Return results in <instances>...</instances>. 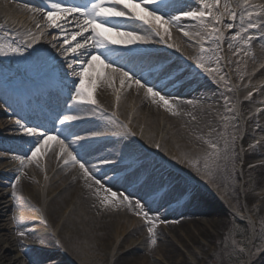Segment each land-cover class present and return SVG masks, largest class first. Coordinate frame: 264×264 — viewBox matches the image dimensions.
<instances>
[{
    "label": "bare ground",
    "instance_id": "obj_1",
    "mask_svg": "<svg viewBox=\"0 0 264 264\" xmlns=\"http://www.w3.org/2000/svg\"><path fill=\"white\" fill-rule=\"evenodd\" d=\"M229 1L232 3V7H236L239 3V0ZM258 1L251 0V3L264 5V0H260L261 2L257 4ZM198 3L199 0H185V7L195 9ZM37 5L39 4L32 0H0V24H3L5 28L22 33L28 29L36 31V21L27 7ZM251 10L254 13L253 19H257L255 13L259 11V8H252ZM186 28L192 31L196 30L193 23H187ZM50 30L57 32L55 29H49L48 32ZM233 30L236 31V29ZM171 32L172 36L169 43L180 45V51L168 47H159V44H150L145 47L151 52L149 57L151 62H158L164 66L171 63V66L179 69L176 74L183 72L180 76V83L183 82L184 85L180 91H173L170 87L171 83L161 91L162 95L166 94L168 97L175 98L173 111L177 114L170 113L162 103L157 102L158 98L154 99L147 95L145 89H137L134 83L131 87H128L127 84L122 87L119 77H116L111 85L97 82L99 89L96 87L94 94L100 106L114 112V116H119L128 127H122L114 118L109 119L110 116L106 115L103 117L91 116L85 123H81V127L77 131L80 135L88 138L86 140L88 145L86 159L96 162L98 158L110 156L117 150L135 151L139 155H146L151 161V173L157 186L162 184L166 178H170L178 188H184L189 182L190 178L185 169L189 168V162L192 160L196 165L190 170L199 177L201 183L198 185L216 187L220 181L219 177L222 178L224 175L232 177L234 174L228 175L227 171L230 172V170L227 169V165L219 163L216 164L217 167L215 165L214 169L216 170L217 181L213 178H204L200 172L201 166H204L205 162H200L203 158H193L192 154L196 150L200 151V156H205L208 152L211 155L212 148L210 146L212 143L223 145L224 140L221 139V134L231 133L233 130L231 124L235 121L225 122L222 120V116L236 115L239 122L237 133H242L237 145L244 151L240 152L238 157L228 160H232L234 164L238 162H245L246 164H244L243 170H237L238 167L235 168L234 165L231 171L236 173V177L241 175L247 182L246 174L249 172L248 167L251 166L249 164L254 159H261L262 167L260 170L261 174L264 175V139H260L264 136V106L250 107L248 103L240 102L241 98H244V94H239L236 91L228 93L225 90L227 87L232 88L234 82L240 80L238 76L244 71L242 66L253 57L260 59L261 63L264 64V40L252 42L251 47L247 49L246 59L243 58V54L241 55L242 58H237L232 56L231 49H228L227 43L230 35L225 34L223 54L233 61L227 69L229 76H226L225 79L229 83L225 85L223 82L216 83L208 76L203 79V74L197 73L193 66L188 68L182 57L193 62L188 57L197 56L199 47L194 40L184 37L183 33L178 32L175 28H172ZM52 37L46 33L41 43L35 47L55 52L56 49L52 48V43H57V41L53 40ZM14 62L15 65L18 64V71L22 75L26 72L36 79L38 73L30 64H25L22 61H9L8 59L0 61V64H8L13 68ZM12 74L11 71L8 73L0 72V78H9ZM263 75L264 69L257 77ZM149 79L153 83L156 82L152 77ZM187 79L190 80L189 83L186 82ZM251 80L247 79L243 84L246 85ZM57 82L53 77L48 86L55 85ZM217 87L225 89L218 90ZM0 88H2L1 84ZM9 94V92L0 91V96L7 97ZM223 95H232L235 98L230 96L232 106L235 109L234 113L225 112ZM117 96L120 97L119 100H117ZM1 99L0 97V101ZM189 100H192L193 103L189 104L187 102ZM59 101L62 105L63 99L61 97ZM260 101H264V92L256 97L253 102L264 103ZM258 108L261 111L257 112ZM225 123L228 124L227 129H225ZM5 127L0 123V130ZM127 129L135 135L128 134ZM96 131L105 134L93 137L92 133ZM254 136L259 137L261 147L250 149L249 145L255 144L257 141L253 140ZM134 141H138L143 146H138ZM221 157L222 154L219 155L221 162L226 160ZM56 161V156L51 152L47 172L44 173L45 176L41 173V161L39 165L32 162L25 166L23 168L24 174L20 176V182L15 189H10L4 183H0V264H24L22 259L25 260V264H47L49 258H52L54 264H96L91 261L90 255L93 252L99 253L101 250L104 253H99V257H103L99 263L103 262L102 264H191L197 262L205 264V258H214L217 249L214 243L215 237H211L209 240L206 238L204 243L201 242L203 245L208 243V257L205 254L206 246L201 251L197 248L200 253L196 254L191 252L194 251V245L189 246L185 251H178L179 253L173 248L176 247V242L181 238L185 239L191 235L202 234L203 226L210 227L213 231H215L213 227L216 226L215 229L218 234L220 231H224L225 224L222 220L224 217L218 209L220 208L218 203L222 207L223 205L227 207L228 204L223 203L219 199L220 196L216 197L214 193L205 192L203 188H200L203 194H200L195 200L194 211L187 210L188 206H184V209L176 212H164L162 205L166 202L162 200L157 201V205H152V211H150L152 214H148L149 217L161 218L163 222L166 219L176 221L178 212L185 214L186 217L193 215H195L193 217H201L203 213L206 216L210 215V217L213 215L211 219L213 222L210 220L207 225L200 220L185 223L178 228L179 230L172 228L168 238L161 228L155 227L157 243L152 245V252L146 238L140 235L139 222L129 217L137 214L135 203L129 207L127 201L123 199L127 196L133 201L137 195L143 198L144 191L138 189L137 192H131L127 187L128 184L122 180L113 179L112 165L94 172L95 178L100 180V185H97L85 179L78 165L76 167L65 166L60 172L57 166H54ZM16 163L19 162L16 161ZM60 164L63 162L61 161ZM2 169L0 168L1 172L4 170ZM232 185L235 184L227 183L226 186ZM257 186L261 188L263 197L259 196L256 199L260 200L262 197L264 203V180L258 182ZM220 188L223 187L218 189ZM105 189L116 191L118 193L117 198L105 203L104 198L110 196V192L105 191ZM13 192H15L14 198L10 195ZM222 192L228 194L229 190L222 189ZM173 195L175 196V194ZM253 199L252 194H247L241 201H232L231 203L234 204L230 208L234 212L242 207L248 218L251 215L250 212H254L251 205ZM247 206H251V209H247ZM116 208L123 211L128 210L129 216L126 214L111 215ZM227 209L229 210L228 207ZM223 210L221 208V212ZM226 210H224L225 213ZM230 213L232 214V212ZM14 216L17 218L16 220L13 219ZM248 221L251 220L248 219ZM17 231H25L26 236L19 237L16 234ZM135 235H139L137 240H133ZM196 236L199 238L198 235ZM21 243L25 246L24 250H21ZM140 252L147 253L148 256H143L139 254ZM178 258L181 259L178 261ZM248 264H264V256L257 260L252 258Z\"/></svg>",
    "mask_w": 264,
    "mask_h": 264
},
{
    "label": "snow or ice",
    "instance_id": "obj_2",
    "mask_svg": "<svg viewBox=\"0 0 264 264\" xmlns=\"http://www.w3.org/2000/svg\"><path fill=\"white\" fill-rule=\"evenodd\" d=\"M252 8H259L255 13L257 19H253ZM27 10L36 21V31L28 29L22 33L0 24V58L30 64L38 70L39 75V79H34L26 72L23 75L18 73L10 81L13 91L33 115L31 122L23 117L14 121L21 136L29 138V146L24 154L15 157L19 160L20 169L10 186L15 189L20 176L24 174L23 168L32 162L39 165L41 158L50 151L58 160H62L64 166L78 165L85 179L97 185H100V180L95 178L94 172L104 166L115 165L113 179L144 191V203L137 200L135 207L137 214H142L148 221L151 244L155 245L157 220L149 217L145 204L150 200L155 202L164 185L155 184L148 157L121 149L110 156L98 158L96 162L86 159L88 138L80 135L77 129L90 116L103 117L106 114L94 94L97 82L111 85L119 77L122 87L126 84L131 87L134 83L137 89H145L147 95L158 98V103L176 115L173 111L175 98L162 95L161 91L169 83L175 87L181 80L176 75L179 69L151 62V52L145 46L164 44L180 51V45L169 43L171 29L175 28L184 37L194 40L199 47L197 56L188 57L193 60L194 67L216 83L227 85L229 81L225 77L229 73L225 69L233 61L223 55L225 30L236 29L227 43L232 56L242 58L241 54L247 55L253 41L264 40V5L239 0L237 6L232 7L229 0H199L198 6L193 9L185 7V0H41L39 5L28 6ZM187 23H193L196 30H188ZM49 29L57 30V35L52 37L57 41L52 43L55 52L35 47ZM54 76L67 89L62 105L59 97L54 98L51 89L46 87V82ZM149 77L156 82L153 83ZM226 90L233 92L231 87ZM252 95L249 91L244 99L250 100ZM119 98L117 96V100ZM222 98L225 112L234 113L231 97L223 95ZM187 102L193 103L192 100ZM259 111L261 109L258 108ZM222 120L235 121L231 124L233 131L222 133L223 145L212 143L211 148L215 154H222L221 158L234 159L244 151L237 145L242 135L236 131L239 122L236 115H224ZM227 127L225 123V129ZM104 134L96 131L92 136ZM258 144H261L260 140L250 144L249 148L255 149ZM105 191L110 192V196L104 198L105 203L118 196L111 189ZM10 195L14 197L15 192ZM123 199L127 201V206L133 205L127 196ZM13 219L17 218L14 216ZM16 234L21 238L26 236L25 231H17ZM24 249L21 243V250ZM47 264H54L52 258L48 259Z\"/></svg>",
    "mask_w": 264,
    "mask_h": 264
},
{
    "label": "rangeland",
    "instance_id": "obj_3",
    "mask_svg": "<svg viewBox=\"0 0 264 264\" xmlns=\"http://www.w3.org/2000/svg\"><path fill=\"white\" fill-rule=\"evenodd\" d=\"M253 61H254V59L249 61L250 66H252V64H250V62L253 63ZM253 64H255V63H253ZM255 66L258 67L259 65H255ZM247 68H248V66H247ZM251 74H252L251 69L249 70V68H248L247 74H245L244 77L245 78L251 77ZM240 77L241 76H238V78H240ZM263 80H264V75L260 76L259 80H258V77L253 78L251 80V83L253 84V86H251L247 90L251 89L254 86H259L260 84H262ZM237 84L240 85L239 83H237ZM217 89L221 90V89H225V88L217 87ZM247 90L240 88V89H238V92L240 94H242V93L247 94ZM239 117L241 118V116H239ZM236 131H237V129H236ZM219 146H222V144H219ZM192 155H193V158H196V157L203 158L202 160H200V162H202V161L205 162V165L201 166L203 169L201 171V173L203 175H205V177H207L208 179L213 178V180H214L217 178V176L215 174L216 170H214V169H215V165L216 164L218 165L219 163L224 164L225 166L227 165V169L230 170V172L227 171L228 175L234 174V176L232 175V177L227 176V175H224L222 178L219 177L220 181L218 182V186H216V187H213V186L204 187L203 186V189H205L207 192L212 193V194L214 193V194H216L215 196H220L219 199L223 203L228 204L227 207L229 208L230 212H232V214L229 212V210L227 209L226 206L223 205V207H222L218 203V205H219L218 207H220L218 209H219L221 215H223V217H224V218H222V220H224V224H225V226L223 227L224 231H220V233L218 234L216 229H215L216 226L213 227L215 231H213L210 227L206 228L203 226L204 231L202 232V234H200L201 236L199 234H196V235H198L199 238H197L196 235H193V236L191 235L185 239L181 238L176 242V247L174 246L173 249L176 252H178L180 250L185 251L187 248H189V246L194 245L195 246L194 251H191V252L196 254V253H200L202 248H205V246H206V248H205L206 252L205 251L204 252L207 256L208 251H209V248H207L208 243L206 242L203 245L201 242L204 243V239H206V238H207L206 240H209L211 237H215L216 239H214V243L216 244L217 249H216L214 258H210L211 260L208 258H205V260H206L205 264H248L251 262V258H253V260H256L257 258L264 256V240L261 238L264 235V203L262 201L263 195H261V191H260L261 188H259L257 186L258 182H262V180H264V175L261 174V170L259 169L258 173L256 171L249 172L251 175H250V178L248 180V184L246 185L244 183L243 188H242L243 194L241 195L240 194V192H241L240 191V179H241V177H236V173L231 171V168L235 165L232 160L230 161V160L226 159V160L221 162L219 160V155L215 154L213 149H212L211 155H210V152H208L207 155L200 156V151L197 152L196 150L193 152ZM192 155H190V156H192ZM190 162H189V165H190L189 168H192L193 165H196L194 163V161H192L191 164H190ZM217 165H216V167H217ZM237 166L239 167V165H237ZM254 166H256V165H254ZM240 167H241V165H240ZM186 171L188 173H191L190 174L191 176L195 175L189 169H187ZM216 181H217V179H216ZM199 182H201L200 179H199ZM227 183L228 184H235V185L226 186ZM219 187H223V188L218 189ZM255 188H257V189L255 190ZM177 189L179 191H182L184 188H182V189L177 188ZM222 189H225V190L228 189L229 190L228 194H226L225 192H222ZM182 193H184V192H182ZM244 194L245 195L252 194L254 199L251 201V205L253 206V208L258 207L254 211V213H251L252 220H253L252 224L250 221L245 222V221L238 219V216L245 217L244 210L242 209V207H240V209H237L234 212L230 208V206H232V204H234L231 202L232 201L235 202L236 200L241 201V198L243 197ZM259 196H262V197H260V200L256 199ZM227 202H229L230 204ZM194 204H193V207H194ZM194 208H188L187 210H189V209L193 210ZM221 208H223L224 210L227 209L226 213L224 210H223V212H221ZM247 209H251V206L250 207L247 206ZM199 215H201V214H199ZM193 216H195V215H193ZM212 218H213V215H211V217H210V215L206 216L205 213H203L201 215V217H197V219H200L201 222L205 223L206 225ZM211 221L213 222V220H211ZM209 235H211V236H209ZM178 237H179V235H178ZM135 239L137 240L138 237ZM169 239H171V238H169ZM197 248L200 251H198ZM99 253H104V252L101 250ZM99 253L93 252V254L90 255L91 261L95 262L96 264H102L103 263V262L99 263V260H101L103 258V257H99ZM139 254H142L143 256H148L147 253H144V252H140ZM201 258H203V257H201ZM180 259L181 258H178L177 260L179 261ZM170 262H172V261H170ZM183 262H184V260H183ZM169 264H171V263H169ZM191 264H199V262L191 263Z\"/></svg>",
    "mask_w": 264,
    "mask_h": 264
}]
</instances>
